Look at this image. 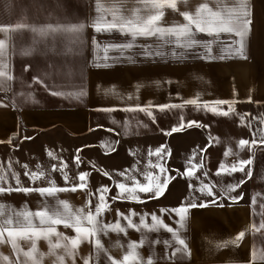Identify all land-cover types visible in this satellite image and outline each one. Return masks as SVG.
<instances>
[{"label": "crops", "instance_id": "1", "mask_svg": "<svg viewBox=\"0 0 264 264\" xmlns=\"http://www.w3.org/2000/svg\"><path fill=\"white\" fill-rule=\"evenodd\" d=\"M205 3L225 14L237 6L236 0H177V10L164 9L161 26L186 23L181 13H195ZM247 5L251 25L243 58H220L225 43L239 39L222 33L212 46L213 58L205 59L202 47L179 48L156 37L132 41L116 30L96 33L91 26L101 15L111 22V10L126 18L137 13L147 15L142 0H0V29L7 30L0 31V41L6 45L2 62L13 77L0 78V175L6 177L0 186L39 188L54 182L58 188L71 189L80 185V175L87 173L83 189L58 192L53 197L36 191L6 192L0 195V211L8 217L16 211H38L65 201L74 212H95L100 189L107 188L104 196L108 207L98 219L126 230L101 233L98 238L103 248L99 252L95 237L92 243L82 242L74 260L65 256L63 248L52 250L48 241L41 239L35 254L39 264H61V256L63 264H110L107 257L122 260L132 243L137 244L138 253L133 264H264V233L256 225V209L251 203L189 207L182 227L172 210L188 205L176 204L168 196L152 204H145L143 197L141 201L113 199L120 192L119 183L131 188L136 183H148L149 173L152 178L161 175L159 167L145 170L143 162H168L175 156L177 145L199 144L200 140L186 137V133L208 120L210 111L203 108L204 103L209 108L235 107L240 113L264 104V77L258 78L254 62V0H247ZM81 23L86 25L82 33L64 30ZM49 26L61 30L48 31ZM33 28L46 31L34 32ZM195 38L216 39L205 34ZM130 42L135 45L130 49L105 50L109 45ZM144 49L153 55L146 56ZM54 91L63 95H52ZM189 99H198L201 107L185 103ZM215 101L230 103L216 105ZM172 104L183 107L159 110L158 106ZM136 108H144L152 116L124 111ZM191 121L196 124L188 126ZM181 123L185 125L181 131L165 135ZM162 146L164 152L156 155ZM13 173L19 175V185ZM32 173H43V177L33 182L29 178ZM168 175L171 180L165 193L170 194L176 177L174 171L168 170ZM153 216L185 240L186 252L177 251L182 246L176 236L157 225ZM126 217H131L136 227H130ZM57 231L76 236L73 229L63 225ZM241 232L245 236L238 246L231 243ZM52 239L55 243L56 237ZM18 244L24 251L30 250L31 241L19 240ZM3 256L11 264L26 261L22 253L17 261L6 237L0 243ZM0 264L8 262L0 259Z\"/></svg>", "mask_w": 264, "mask_h": 264}, {"label": "snow or ice", "instance_id": "2", "mask_svg": "<svg viewBox=\"0 0 264 264\" xmlns=\"http://www.w3.org/2000/svg\"><path fill=\"white\" fill-rule=\"evenodd\" d=\"M145 5V9L147 10V15L141 16L137 13L133 18H126L123 16H118L115 10L112 11V21L109 22L103 15L99 16L95 22L91 25L96 33H111L113 30L118 31L122 35L130 36L132 41H135L138 38H151L156 37L162 40L164 43H174L179 48L191 49L195 47H202L205 49L206 56L202 57L205 59H212V46L214 43L218 42V38L220 35L229 34L238 37V40L229 41L225 43L224 47L221 49L222 55L221 59L224 56H241L243 58L244 53V40L245 36L250 30L251 20L249 19L250 11L248 9L247 0H236L237 6L229 9L227 14L221 11H214L209 7L207 3L198 6L195 13L191 12H183L181 15L183 19L186 21L184 24H175L172 26H161V21L164 17V9L169 8L172 10H177V0H142ZM101 8L98 6V11ZM19 27H23L22 25H18ZM85 24H77L71 26L67 29V31H72L74 33H82ZM35 31H41L42 33L46 31L45 29H32ZM48 31H59L61 30L59 26L56 28H52L49 26ZM195 30V31H194ZM0 31H7L6 29H0ZM197 34H205L208 37H215L213 40L201 41L197 40L195 37ZM171 38H174L171 39ZM134 43H124L122 45H109L105 49H130L134 47ZM6 45L4 41H0V78H7L8 80H12L13 77L7 72V65L2 62V57L4 54V50ZM97 48H99V44H97ZM144 54L146 56L153 55L148 49H144ZM157 55L162 53L157 52ZM175 55V54H173ZM107 59V57H105ZM39 83V81H38ZM52 95H63L60 92H52ZM83 93H79L75 98H79V95ZM185 103L194 105L197 108H200V102L198 99H189ZM224 103H230L225 101H215L216 105H221ZM151 107V106H149ZM160 111H165L169 109H174L178 107H183V105H161L158 106ZM203 108L207 109L213 113L227 116L229 115L228 111H222L216 107L209 108L207 103L203 104ZM114 109H108L106 111H111ZM124 111H143L146 115L152 116L150 111H147L144 108H136V109H124ZM154 120V117H152ZM196 124L195 121H191L188 126ZM185 125L183 123L179 124L176 128L171 129L166 132L165 135H171L172 132L181 131ZM256 141L253 140L251 142V147L256 146ZM260 143L264 145V138L260 140ZM249 146V141L240 140L239 147L243 149L244 147ZM164 152L163 146L156 151V155H160V153ZM149 155H153L150 151ZM163 159V156L160 157ZM252 161L249 159L247 161H240L239 166L233 164L231 166V171H243V167L246 164H250ZM153 167H159L160 174L159 176L152 178L151 174L146 175V179L148 183L141 184L136 183L135 187H127L125 183H119L118 188L120 192L117 196H114L113 199H125L131 198L133 201L139 200L137 195V190L141 193L149 194L150 199H158L159 197L165 194V191L168 188L171 177L168 175V170L163 165H154ZM183 174V173H182ZM16 179V184H20L19 175L13 173ZM25 175H29L25 173ZM107 175V173H105ZM123 175V173L121 174ZM189 176H192V172H188ZM43 173H32L29 178L33 182L37 179L42 178ZM87 173L81 174L79 179L81 184L78 186H73L71 189L56 187L55 183L52 182L49 187H39V188H27V187H16L13 188L9 185L7 188L0 186V195L4 193H11L13 191H22L25 193L36 191L41 196L53 197L58 192L62 191H76L77 187L83 189L86 181ZM65 181H67L68 177L65 175L63 177ZM6 181V177L4 175H0V185ZM236 185L230 186L228 191L233 190ZM108 191L107 188H101L100 192V200L98 205L95 208V212L91 210L85 212L83 209L73 211L71 206L65 201H58L54 207H48L45 205L38 211H31L28 209L20 210L14 212L13 216L4 217V213L0 211V243L5 242V237L8 241L11 242V246L13 250L17 253V261L20 259V254L26 258L25 264L28 261H31V264H39V261L36 259L37 247L36 244L39 240L44 239L47 240L50 246V249H64V254L67 257H71L73 260L75 259V252L79 248L80 244L84 241H88L92 243V238L95 237V248L97 252L102 250L103 245L101 240L98 238L101 233H106L107 230L117 231V232H125L126 230L122 228L119 224L115 225H106L102 224L99 221V216L103 211H105L108 205L105 202L104 193ZM200 191L209 196L215 197V193L208 188L207 186H202ZM127 193V196H125ZM231 198V197H230ZM237 199V198H231ZM212 203H217L216 199L212 200ZM206 203H192L188 206H181L173 209L172 211L179 216L181 221V226L183 227V221L186 219V214L188 212L189 207H206ZM3 208V205H0V209ZM128 220V224L130 227H136L132 223L131 217H126ZM152 220L156 222L157 225H160L165 228V230L169 233H172L176 236L174 230L167 225H163V222L160 221L157 217L153 216ZM143 223V221H141ZM63 225L65 228H71L76 233L75 237L65 236L63 233L57 231V227ZM147 227V225H145ZM264 227V224L261 225ZM245 236L244 232L239 233L235 240L231 243L239 244V241L243 240ZM53 237H56V242H53ZM19 240H27L31 241L30 250L24 251L20 248L18 241ZM176 242L182 246V248L177 251H187V244L185 240L180 239L176 236ZM159 243V241H157ZM167 243V242H165ZM144 244V240L142 239L140 242V246L142 247ZM131 251L123 257L122 260L118 261L113 259L112 257H107L110 264H133V262L138 260L137 253V244L132 243L129 245ZM190 255V253H187ZM8 264H11L9 258L7 256L0 257ZM63 264L64 257H58ZM85 264H88L86 261ZM148 264H152L151 261Z\"/></svg>", "mask_w": 264, "mask_h": 264}, {"label": "rangeland", "instance_id": "3", "mask_svg": "<svg viewBox=\"0 0 264 264\" xmlns=\"http://www.w3.org/2000/svg\"><path fill=\"white\" fill-rule=\"evenodd\" d=\"M254 11V62L256 74L261 79L264 77V0H254ZM220 110L228 111L229 115L210 111L201 127L186 133V137L200 140L198 145H177L175 156L168 162L142 163L145 170L160 164L174 171L176 186L171 188L172 193L166 192L158 199H150L145 193L137 195L139 199L143 197L141 200L145 204L164 200L162 197L167 196L170 201L183 205L213 204V199L223 204L248 202L255 207L256 225L261 227L264 224V145L260 140L264 138V104L252 106L248 113H240L235 107ZM240 140L249 141V146L241 149ZM253 140L257 142L254 148L250 146ZM249 159L252 162L244 165L243 171H231L233 164L239 166L240 161ZM189 171L192 176L188 175ZM232 185L236 187L228 191ZM202 186L210 188L215 197L203 194Z\"/></svg>", "mask_w": 264, "mask_h": 264}]
</instances>
